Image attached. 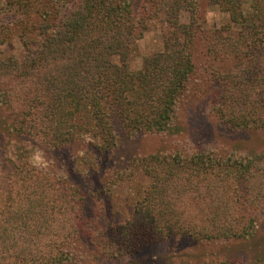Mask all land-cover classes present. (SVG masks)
Wrapping results in <instances>:
<instances>
[{
  "label": "trees",
  "instance_id": "trees-1",
  "mask_svg": "<svg viewBox=\"0 0 264 264\" xmlns=\"http://www.w3.org/2000/svg\"><path fill=\"white\" fill-rule=\"evenodd\" d=\"M203 1L242 26L238 40L229 34L219 40V50L237 56L246 50L252 61L222 75L211 115L231 128L264 130V0H252L249 14L243 0H157L153 12L172 32L164 50L146 58L140 71L131 70L129 57L146 22L135 18L133 0H4L5 31L20 37L25 49L23 60L0 59V86L6 88L0 100L12 103L23 94L26 104L19 133L55 149L94 140L104 154L118 145L119 127L130 135H177V103L196 71L193 26L183 25L180 14L190 12L196 23ZM20 150L12 175L19 200L14 188L2 192L0 173V264H72L83 235L100 259L176 239L229 242L256 227L257 220L234 217L239 201L246 213L264 210V155L223 158L182 150L150 157L143 168L152 181L132 219L91 227L77 216L78 201L62 178L26 167L30 155ZM203 198L209 199L201 203Z\"/></svg>",
  "mask_w": 264,
  "mask_h": 264
},
{
  "label": "rangeland",
  "instance_id": "rangeland-1",
  "mask_svg": "<svg viewBox=\"0 0 264 264\" xmlns=\"http://www.w3.org/2000/svg\"><path fill=\"white\" fill-rule=\"evenodd\" d=\"M156 1L133 0L135 18H142L146 22L142 37L137 40L135 51L129 57V66L133 71H140L146 58L161 53L165 36L172 32L164 16L154 14L153 3ZM251 2L243 0L246 14L251 12ZM3 4L4 0H0V59L15 57L23 60L25 49L20 37L5 31L9 21L2 12ZM197 18L198 21L193 23L190 12L180 14L183 25L193 26L190 37L196 71L177 103V135H130L119 127L118 145L111 153L99 151L94 140L55 149L35 136L26 137L19 133L17 127L20 121L26 122L23 114L27 108L22 101L23 94H16L12 103L3 104L0 100L2 192H10L14 188L15 198L19 200L12 175H16L13 167H18L15 153L22 149L30 155L26 159L30 164L26 167H38L55 178H62L63 184L78 201L77 216L84 224L101 228L117 227L132 219L136 209L144 202L152 179L143 167L149 165L153 155L170 156L182 150L191 153L203 150L209 155L223 158L264 155V130L247 131L224 126L210 112V107L223 91L222 75L230 74L236 65L244 61L252 62L243 54L246 50L239 56L227 55L219 50L224 46L219 40H226L228 34L238 40L242 26L233 23L230 15L219 6L204 1L199 6ZM186 38V34H183L182 40ZM114 62L121 64L119 57ZM227 88L224 86V91ZM29 90L27 86L24 94H28ZM0 91L5 92L6 88L0 86ZM185 171H189L188 168L185 167ZM40 175L44 177L42 173ZM208 199L203 198L200 202L205 203ZM235 203L232 201V204ZM238 207L239 211L233 212L235 218L257 220L254 232L241 239L204 242L201 245L192 239H176L145 247L135 255L100 259L95 256L90 240L83 235L75 246L72 264H264V210H248L246 213L240 201ZM4 210L0 207V214ZM200 215L205 216L203 213Z\"/></svg>",
  "mask_w": 264,
  "mask_h": 264
}]
</instances>
